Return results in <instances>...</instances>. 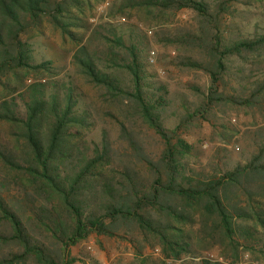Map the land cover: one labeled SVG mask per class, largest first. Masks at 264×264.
Segmentation results:
<instances>
[{
  "label": "trees",
  "instance_id": "obj_1",
  "mask_svg": "<svg viewBox=\"0 0 264 264\" xmlns=\"http://www.w3.org/2000/svg\"><path fill=\"white\" fill-rule=\"evenodd\" d=\"M91 1L0 0V264H70L68 248L91 235L132 245L131 262L115 264H149L143 253L150 248L180 264L259 257L253 241L264 234V28L248 37L238 31L236 3L243 0L111 4L109 17L135 12L157 24V43L179 47L168 66L208 78L204 90L192 86V109L181 96L183 112L170 130L165 123L179 93L142 76L146 35L91 24ZM183 11L194 16L192 26L161 28ZM44 25L76 44L77 86L54 78L51 62H35L32 39ZM82 81L100 91L103 107L88 99ZM234 109L257 126L223 135L246 140L249 156L230 168L200 161L181 127L200 119L216 128ZM212 248L221 261L201 257ZM259 252L264 262V248Z\"/></svg>",
  "mask_w": 264,
  "mask_h": 264
},
{
  "label": "rangeland",
  "instance_id": "obj_2",
  "mask_svg": "<svg viewBox=\"0 0 264 264\" xmlns=\"http://www.w3.org/2000/svg\"><path fill=\"white\" fill-rule=\"evenodd\" d=\"M116 1L119 0H92L90 2L91 7L86 9L89 22L91 24H98L99 22L111 24L119 33L124 32L123 34H126L128 30L136 29V32L146 35L149 44L146 49V62L142 63V76H155L154 79L158 77L161 81L166 82L172 91L179 93L175 101L174 111L171 112L165 123V127L172 130L179 124L183 112V109H181L183 97L181 96L186 97L184 99L187 101L188 108L192 109L196 100L192 86H198L204 90L208 85V78L201 72L185 71L168 66V63L176 57L178 53L176 48L179 47L164 46L155 41L154 32H159L157 24L144 23L138 19L135 12H131L130 16L117 15L109 17L108 10L111 4ZM236 6L238 12L234 18L235 23L238 25V31L242 32L244 36H251L257 28H264V4L255 3L253 0H243L237 2ZM189 14V11L180 12L171 23L161 28L167 30L190 27L195 21L194 16ZM32 43L36 63L51 62L53 68L57 71L54 78H64L66 81L71 82L72 86H77L78 78L74 75L75 66L71 65L72 51L76 44L70 38H63L58 31H54L49 25H44L35 38L32 39ZM152 53L154 54L153 62L150 59ZM50 79L51 77L47 76L44 81ZM188 82H195L196 85L188 84ZM82 83L88 99H92L98 107H103L100 91L84 81ZM78 106H82V101ZM216 120L218 121L216 128L204 120H188L187 124L181 127L180 133L189 144L195 145L201 157L200 161L214 160L218 162L220 160L221 164H225L226 167L230 168L235 162L246 160L251 150H247L248 143L246 140L241 141L238 136V142L236 138L231 139L230 132L223 135V131L236 128L242 132L257 125L254 126L251 117L246 115L243 110L238 109L227 111L226 114L220 115L219 119ZM262 122L264 120L258 118V123L261 124ZM221 126H224V128L221 129ZM98 132L97 130L92 135L95 139H99ZM253 247L259 257L244 252L240 264H264L260 259L261 253L259 252L260 249L264 248V234L257 235L255 241H253ZM67 255L69 262L74 260L70 264H89L92 259H97L99 264H115L119 261L129 263L135 256V249L127 242V239L91 235L86 240L69 247ZM143 255L145 258H150L149 264L162 263L160 261L163 257L159 249H147ZM201 257L211 261H221L217 248L201 252ZM163 260L165 264H180L179 261ZM200 260L196 258L195 264H201Z\"/></svg>",
  "mask_w": 264,
  "mask_h": 264
},
{
  "label": "built area",
  "instance_id": "obj_3",
  "mask_svg": "<svg viewBox=\"0 0 264 264\" xmlns=\"http://www.w3.org/2000/svg\"><path fill=\"white\" fill-rule=\"evenodd\" d=\"M150 59L152 62L154 61V54L153 53L151 54Z\"/></svg>",
  "mask_w": 264,
  "mask_h": 264
}]
</instances>
